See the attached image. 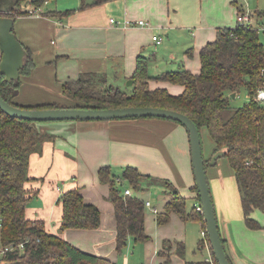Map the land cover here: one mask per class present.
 Returning a JSON list of instances; mask_svg holds the SVG:
<instances>
[{"label":"crops","instance_id":"crops-1","mask_svg":"<svg viewBox=\"0 0 264 264\" xmlns=\"http://www.w3.org/2000/svg\"><path fill=\"white\" fill-rule=\"evenodd\" d=\"M53 1L44 2L41 13L20 14L14 18L13 30L30 50L33 61L31 72L20 76L21 84L15 96L17 104L68 105L70 99L61 91L66 79L76 78L82 72L105 73L107 78L110 74H119L122 80L127 79L135 69L139 54L149 58V70L155 60V51L150 46L158 45L152 39L156 34L155 27L168 30L172 43L181 36L178 48L183 54L181 62L172 61L173 66H165V70L157 71V74L148 71L149 74L155 76L167 68L182 67L197 72L201 46L215 38L218 27L234 24L229 21L224 24L220 18L205 23L203 0H104L96 4L93 0H85V6L81 0H56L54 4ZM231 4L234 3L231 1ZM31 7L28 5L27 10ZM67 10L71 12L62 14ZM52 11L57 13L46 14ZM111 17L145 19L150 25H116L110 23ZM191 26H195V30ZM176 32L181 33L173 36ZM148 85L150 88L165 87L174 94L183 89L181 84L156 78L149 79ZM238 95L235 93L234 98ZM238 104L232 101V105ZM36 128L55 137L43 143L41 153L30 155L28 174L32 179L25 183L30 192L25 215L30 219H41L46 231L61 236L83 251L105 256L115 264H160L163 257L158 251L165 239L173 245L175 240L183 242L185 250L189 239L185 231L186 220L196 222L200 231L203 229L200 219L183 220L174 212L170 214L169 222L154 226L152 215L156 220V213L144 212L145 231L151 232L153 237L148 234L144 241L129 237L119 252L116 249L114 206L108 199L109 185L98 178V169L102 165H110L113 169L119 167V170L129 164L142 173L167 178L181 195L197 202L189 136L179 122L162 117L59 120L36 122ZM213 145L211 139L204 158L210 160L215 153L212 152ZM218 158L213 164L208 162L205 170L207 173L213 166L207 179L212 181L211 198L227 256L231 264H264V237L253 233L260 230L264 236L261 209L255 208L251 214L262 227H248L241 210L239 191L237 196L235 193L238 187L233 169L225 172L222 165H218ZM75 186L86 202L99 208L100 224L97 227L60 229L62 206L57 198L60 192ZM163 187V203L153 205L157 211L162 210L169 197L167 188ZM194 205L197 207L200 202ZM167 226L176 228L173 237L164 231ZM204 243L208 249L202 258L210 259L211 249L202 235L198 244ZM174 249L172 246L169 264H180L182 259L173 254Z\"/></svg>","mask_w":264,"mask_h":264},{"label":"trees","instance_id":"trees-1","mask_svg":"<svg viewBox=\"0 0 264 264\" xmlns=\"http://www.w3.org/2000/svg\"><path fill=\"white\" fill-rule=\"evenodd\" d=\"M25 1L16 0L10 15L15 18L26 14L28 5L41 6L47 0H28L26 4ZM81 1L85 6V0ZM102 1L93 0L92 3ZM232 2L236 4L237 1ZM238 13H244L241 5H237ZM263 15L264 9L257 10L254 23L236 21L233 26L218 27L215 38L199 50L197 72L182 67L152 76L148 72L149 58L139 54L129 77L133 81L129 92L108 84L105 73L82 72L76 78L66 79L61 91L70 99L68 105H20L15 102L20 76L29 74L33 67L30 50L24 46L27 56L20 76L6 81L0 74V94L6 101L23 107L153 105L189 115L200 132L205 129L210 135L213 153L225 150L224 156L228 157L238 187L245 223L250 228H261L262 224L251 213L255 208L264 210V100L255 96L257 88L264 86V44L258 29L264 22ZM151 78L181 84L183 89L174 94L165 87L150 88L148 80ZM241 88L245 89L247 100L234 106L232 95L239 93ZM54 137L52 133L38 130L34 121L10 116L0 108V264H115L105 256L83 251L61 236L46 231L41 219L25 215L30 197L25 183L32 179L28 174L30 155L41 153L43 143ZM204 159L206 167L209 158ZM119 170L120 174H116L110 165L98 169L99 180L109 185L108 199L114 206L119 252L129 237L144 241L149 236L144 226L145 201L135 193L145 186L161 184L169 192L162 210L156 212L158 225L168 222L174 212L183 220L200 219L205 229L202 212L197 211L195 205L187 211L186 197L170 180L142 173L129 164ZM122 180L131 185V194L124 193L126 187ZM57 202L62 206L60 229L95 228L100 224L99 208L86 202L77 186L60 192ZM222 242L224 244L223 239ZM174 244L175 253L182 259L180 264H217L213 256L212 260L185 259L183 242L175 240ZM171 248L172 241L165 239L158 251L163 257L160 264L170 263Z\"/></svg>","mask_w":264,"mask_h":264},{"label":"water","instance_id":"water-1","mask_svg":"<svg viewBox=\"0 0 264 264\" xmlns=\"http://www.w3.org/2000/svg\"><path fill=\"white\" fill-rule=\"evenodd\" d=\"M15 2L16 0H0V74L3 75L6 81L19 78L20 69L24 66L27 56L24 45L17 38L13 30L14 17L10 13L15 6ZM27 2L28 0L25 1V4ZM132 82L131 78L127 81L129 85ZM0 108L10 116L28 119L34 122L163 117L181 123L187 130L189 136L191 165L212 256L217 264H231L225 251L216 220L205 170L200 130L189 115L175 109L153 105H129L106 108L75 106L23 107L6 101L1 94ZM224 155V149L217 150L211 156L209 163L213 164L218 157Z\"/></svg>","mask_w":264,"mask_h":264},{"label":"rangeland","instance_id":"rangeland-1","mask_svg":"<svg viewBox=\"0 0 264 264\" xmlns=\"http://www.w3.org/2000/svg\"><path fill=\"white\" fill-rule=\"evenodd\" d=\"M50 1L52 3V0H50ZM55 1L56 0L53 1V4ZM60 1H62V0H58V2H60ZM231 1H233V0H203L204 22L205 23H212L213 21H216L217 19L220 18L221 22H224V24H226L227 21H229V23L235 24L237 21V19H236V17H237V7L236 6L237 5L238 6L241 5L242 8L244 9V12L249 13L251 15V18H254V19H255V11L264 9V0H236L237 1L236 4H231ZM47 2H48V0H47ZM196 15H197V17L198 16L200 17V14L196 13ZM111 18L120 19V18H116V17H111ZM261 20L264 21V15L261 17ZM260 25L261 24L258 25L259 36H260L261 41L264 44V30L259 28ZM191 29L195 30V26H191ZM167 31H165L164 29H161V28H156V27L154 28V32L156 34L160 35L162 37V40H161L160 44L152 45V47L150 46V48L155 51V58H154L155 60H153V63L150 64V68L148 70L150 73L157 74L156 73L157 71L165 70L163 68L165 66L171 65L172 61H176V62L180 61L181 62V57H182L183 53H181V49L178 48V46H181V38H180L181 36L177 39V42L172 43V41H171L172 39L169 40L170 36L168 35ZM178 33H181V32H178ZM178 33L176 32V34H174L173 36H177ZM176 58H178V59H176ZM167 62H168V64H167ZM171 66H173V65H171ZM167 69L169 70V68H167ZM116 75L117 76H115L114 74L108 75V78H107L108 84L113 85V87H115V86L119 87V88L129 92L131 90V85H129L127 83L129 78L122 80V78L120 77L119 74H116ZM232 96H234V95H232ZM238 96L239 97H237V99L234 98L232 101H235V102L237 101V103H240V104H238V106H240L243 104V102H245L247 100V94H246V91L244 88H241L239 90ZM121 119H124V118H121ZM39 122H37V123H39ZM35 125H36V122H35ZM200 136H201L202 151H203V154L206 155L207 146H208L209 141L211 142V138H210L209 134L205 131V129L201 130ZM218 165L219 166L222 165L225 172H228L229 170L231 171V169H232V166L230 165L228 157H226V156H220L218 158ZM211 167L213 168V166H211ZM211 167L208 168V172L206 173V175H208V174L210 175V171L212 169ZM118 168L114 169V172L116 174H120V170H118ZM208 183H209L208 185H209L210 194H211V188L213 190V187H211V183H212L211 179H210V182L208 180ZM122 185L124 187H129L130 189L132 188L131 185H129L127 182H124V180H122ZM163 190H164V187L161 184H154V185H150V186H145L144 189H140L138 191H135V193L139 194V196H141L143 198V200L150 199L152 205H160L161 203H163ZM235 193L237 196L238 195L237 188L235 190ZM185 202H186V205H185L186 210L189 211L194 206L195 203H197V202L199 203V200H197V202H196V199L186 197ZM144 212H146V214H150V213L155 214L156 213L151 209V207L146 206V205L144 207ZM260 212L264 216V210L261 209ZM152 217H153L154 226H156L157 223H156V220L154 218L155 216L152 215ZM168 222H169V220H168ZM185 225H186L185 226L186 237H189V239H188V242L186 243L184 258H186V259L202 258L205 255V253L208 249V246L206 243H204L202 246L200 244H198L199 240L202 237L198 224L196 222L191 223L188 220H186ZM152 229H153V227H152ZM165 230L167 232H170L169 237H173V234L176 232V228H174L173 226H169V227L167 226V228H165L164 231ZM253 233L255 235H258L257 237H264L262 235V233L260 232V230L258 232H253ZM148 234L150 235V237H153L151 232H149ZM172 246L175 247V245H173V244H172ZM173 254L177 256L175 251H173ZM171 255H172V253H171ZM170 259H171V257H170Z\"/></svg>","mask_w":264,"mask_h":264},{"label":"built area","instance_id":"built-area-1","mask_svg":"<svg viewBox=\"0 0 264 264\" xmlns=\"http://www.w3.org/2000/svg\"><path fill=\"white\" fill-rule=\"evenodd\" d=\"M46 2V1H45ZM42 9L41 6H37V7H31V9L27 10V13H41ZM237 21L239 22H246V23H254L255 19L251 18V15L249 13H238L237 17H236ZM110 23L112 24H116V25H125V26H136V25H144V26H149L150 24L145 21L144 19H133V18H128V17H124L123 19H114V18H110L109 19ZM260 29L264 30V22L259 26ZM153 41L156 44H159L162 40V37L160 35L154 34L152 36ZM262 74L264 75V68L262 69ZM256 98L258 100H264V86L263 87H258L256 90V94H255ZM124 193L125 194H131V189L129 187H126L124 189ZM145 205L151 207V209L154 212H157V209L155 206L151 205V202L149 200L145 201ZM197 211H201V206L198 205L196 207ZM201 234L206 237V229H202L201 230ZM207 239V238H206ZM8 247H6L4 250H6ZM207 260H212V258L207 259Z\"/></svg>","mask_w":264,"mask_h":264}]
</instances>
